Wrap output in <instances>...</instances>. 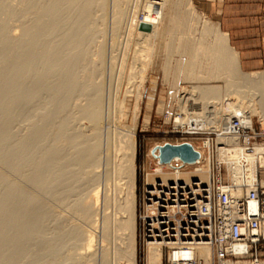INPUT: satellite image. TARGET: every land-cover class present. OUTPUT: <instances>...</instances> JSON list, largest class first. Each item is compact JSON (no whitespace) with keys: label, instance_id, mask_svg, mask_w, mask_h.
I'll return each instance as SVG.
<instances>
[{"label":"bare ground","instance_id":"1","mask_svg":"<svg viewBox=\"0 0 264 264\" xmlns=\"http://www.w3.org/2000/svg\"><path fill=\"white\" fill-rule=\"evenodd\" d=\"M5 1L0 0V9L7 4V1L4 3ZM23 1L22 7L23 9L26 8L24 11H21V6L15 5L19 7L20 12L27 11L21 18L23 24L21 27L28 31L30 26H33L35 30L32 36L29 35L30 33L28 34L30 37L26 36L30 38L28 41L22 40L23 36L18 35L21 39L16 45L17 47H11L15 51L12 52L13 54H9L11 56L7 59V63L1 60V57L4 56L5 58V54H8L10 36L7 31L8 28L2 23H9V15L7 14L8 20L5 19L6 22H3V17L5 18L3 13L2 23H0V56L2 55L0 60L4 62H0L1 65L3 64L0 65V165L25 183V186L23 183V186L21 184L19 186L9 179H4L6 178L4 175V178L0 177V264L4 263L2 260L5 261L6 259L4 260L3 257L9 251L12 253L14 251L15 255H21L24 248H27L25 247L27 242H34L32 240L40 242L39 245L41 244L43 249L52 248V250L59 251V254L53 256L56 259L53 260L52 258L49 264H85L91 255L90 253H93L91 256L99 254L96 250L91 252L98 243H101L103 247V249L101 248V264H137L136 121L139 114L134 116L132 127L125 126L122 119L127 115L125 114L126 103L124 99V101H119L121 90L117 89L118 93L115 90L116 87L113 89L114 86H112L109 91L114 90L118 93V95H114L119 97L117 100L119 102L114 101L113 106L111 105L112 109H109L112 110L110 120L106 119L113 125L111 124L107 129L105 126L109 124L105 125V110L108 108L104 109L103 93V87L106 86L102 79L103 87L102 84L93 81L94 77L96 78L94 74L97 69L103 72L101 67L105 61V48L104 43L100 46L97 41L103 38L104 42L106 24L103 20L107 18V15L104 18V12L110 8V0H25V4ZM175 3L173 0H112V8H110V10L112 9L111 29L113 28L116 33L122 32L124 36V43L122 41V44H125L126 48L133 41L139 46V52L137 51V56L134 58L136 65L134 64L135 61L133 62L136 71L132 70L135 73V80L137 79L132 81V84H135L133 85L135 91H140V88L143 89L146 82L148 65L145 54L141 52H145V48L149 47L150 44H155L157 40L173 39L177 35L176 31L186 30L191 20L196 17L191 0H181L179 3L180 7L181 5L187 7V14L177 11V4ZM26 4L28 10L27 7H24ZM141 8L143 18L139 20L138 14ZM11 9L13 10L10 8L9 12L6 10L4 12L11 15ZM16 9L14 8V10ZM16 13L15 16L18 15ZM105 13L108 14V12ZM15 16H13L14 19ZM98 18L101 19L99 25ZM22 24L20 22V25ZM203 33L212 35L214 42L212 44L200 43L195 46L185 40L180 41L177 47L180 52L188 56L184 65L185 76L194 81L224 79L226 88L224 91L219 86H195L191 92L186 93L180 103L179 110L181 113L183 112L180 113V117H187L186 112L196 108L201 115L213 118L211 126H208L207 120L201 116L186 120V124H183L185 121L182 118H178L179 123H175V125H195L204 130H222L227 127L231 116L241 112L249 125L254 122V116H259L261 128L264 130V75H246L240 71L239 55L229 46L228 37L220 31L219 26L207 23ZM16 41L18 42L15 40L13 43H17ZM95 43H97V47H93ZM93 48L100 58V62L97 61L100 63L99 68L96 66L97 62L93 63L96 66V71H93L94 66L92 65V67L89 62V57H93L90 56ZM111 53L112 56L113 50ZM119 54L121 55V52ZM122 54L121 67L118 66L119 68H123L125 58L128 56H125V53ZM120 55L119 57L115 55L118 62ZM131 67L130 70L133 68ZM115 70H112L114 71L113 74H115ZM102 72L98 73L102 74ZM120 72L124 75L122 70ZM129 74L134 75L132 72ZM97 78H99L97 81H100L99 75ZM151 83V87L154 89L155 80H152ZM121 86L119 85L117 88H121ZM243 87L244 90H242ZM246 87L250 88L251 91L241 95L239 90L245 92ZM128 88L126 87V89ZM104 89L106 90V88ZM126 89L124 90L125 93L126 91H130L131 94L135 93V91L132 92L134 88ZM44 95L46 101L44 100L43 103L40 100L44 98ZM78 97H82L80 104H76L79 101L76 100ZM113 97L112 99L115 100L116 97ZM136 97L137 99L141 98V95H136ZM73 99H75L76 106L72 105ZM134 106H136V112L133 111L138 113L140 106ZM252 110L256 111L252 114ZM19 120L25 125L26 133L24 136H19L14 131L17 130L14 129V123ZM75 121H83L86 125L83 124L84 127H82V123L79 122L81 125L78 123L77 130L73 129ZM22 134L20 133V135ZM220 140L224 141L225 139ZM190 144L200 154V157H203L204 152L199 150L194 143ZM256 150L264 152V144L257 146ZM156 154L159 155V152L156 151ZM152 157L157 160V168L154 173H149L150 184L159 180L180 179L190 182L200 178L204 183L209 180L207 165H203L206 167L190 165L194 170L187 169L175 176L164 171V168L168 167L167 164L162 165L157 158L153 155ZM240 158L239 154L227 156L226 153L221 152L218 155V160H231L230 162L233 163L240 161ZM104 165H108L110 173L118 178V182H113L115 185L112 186L120 187L123 196L121 193L119 194L122 196L121 198L118 196L120 200L111 196H106L107 198L103 199L106 205L115 207L113 210L114 212L116 210L119 216H111V213L110 215L107 214L105 209L104 212L101 211L103 213L100 222V218H97L100 215L98 214L99 210H94L93 203L87 205L73 203L71 198L77 186L82 187V183L88 186L89 183H92L91 188L93 189H90L94 191L95 205L98 206L100 204V192H102L98 188L104 181H101L102 176L107 173L106 171L104 174L100 172L101 176L98 169ZM15 177L14 179H16ZM27 187L45 192L58 206L68 209L73 214L75 213L81 226L75 225L73 219L72 221L69 216L67 217L61 212H56L53 215L49 204L47 205L43 202L44 200L35 195L37 193L34 192L35 190L31 192ZM84 191L86 193L85 189ZM116 192L117 194L120 192H118V188ZM105 193L103 192V194ZM105 207L108 208L109 206ZM49 221L54 222L51 237L48 232L50 230ZM117 231H122V234L118 235L122 238L125 237L123 240L127 243L121 241L125 246L124 249H119L121 245L120 247L117 245L119 251L114 253L115 258L111 260L108 257L109 252L105 248V243L111 242L109 239L114 237L113 235ZM80 240L85 242L84 247L86 251L90 252H87L88 257L82 253L84 250L80 251L81 247L79 248L80 245L77 246L78 243L76 244L78 248L73 246L68 248L67 252H60L70 241L79 242ZM36 242H34L35 245ZM198 252L201 257L210 260L211 252L208 248H200ZM12 253L9 252L8 255L11 256ZM91 258L89 259L93 261ZM148 258L149 264H161V247L156 244L150 246Z\"/></svg>","mask_w":264,"mask_h":264},{"label":"rangeland","instance_id":"2","mask_svg":"<svg viewBox=\"0 0 264 264\" xmlns=\"http://www.w3.org/2000/svg\"><path fill=\"white\" fill-rule=\"evenodd\" d=\"M1 1H3V0H1ZM6 1H7V4H5V6L2 5L5 8L4 10L8 11L10 8H13V10L12 9L10 10V11H12L11 15H10V13L4 12V10L2 9L3 7H2L0 9V23H2L1 18L3 17V13H4L5 14L4 15L5 18L3 17V22H6V20L9 19L8 20L9 23H7V24L6 23H2V24H5L6 28H8L7 31H8V34L10 36V44H9V49H10L12 46L13 47H17L16 45H18L19 40L21 39L22 36H23L22 40H25V41L27 40L28 41L30 39L28 37L32 36V34L34 33L35 28H33V26H30L28 31H25L24 28L21 27V26H23L21 18L25 14V12L27 13V11H25V12H20L19 11L20 10L19 9L20 6H21L20 8L23 9V7H22L23 6L22 5V1L23 0H20L21 2H19L18 0H10L11 2L9 0H6ZM6 1L4 3H6ZM177 1L173 0V2H176L175 4H177L176 5L177 11L179 10V11L187 14V11H186L187 7H185L184 5L183 6L181 5V7H180L179 3H180L181 0H177ZM191 2L193 4V9H194V12L196 14V17L193 20H191V22L189 23L190 25L188 24L189 27L186 28V30H183V31H179V32L176 31L177 35L173 39H168V38L166 39L165 38L164 40L163 39L160 40V41L157 40L155 44H152V45L150 44L149 47L145 48V52H141V53L145 54V56H146V58L145 57H143V58L146 59V64L148 65V68H147V73H146V82H145V84H144L145 86L143 88L144 90L141 89V88H140V91L136 90L137 94H136V91H135V86L133 87V85H135V84H132L137 79L135 80V73L132 70L136 71L135 70V66L133 67V62L135 61L134 58H136V56H137V51L139 49V46H137V43L135 41H133L132 44L130 43V46L128 47L129 49L126 48L124 46L125 44H122V41L124 43V39H123L124 36L122 35V32L118 31L116 33L115 31H113V28L111 29V27H112V17H111L112 16V14H111L112 13V9L110 10V8H112V0H110V5H109L110 8H108V11H105V12H108V14L104 12V18H105V15H107L106 16L107 17L106 18L107 21L105 19L103 20L105 22V24H106V25L103 24V25H105V28H104V35H105L104 36L105 37L104 38V42H103V38L98 39V41H97L98 44L100 43V46H101V44L103 45V43H104V48H105L104 60L105 61L103 62L104 65L102 64L103 66L101 67V69L103 68V72H102L101 69H100L101 71H99V69H97V72H95L96 75L94 74V76H96V78L94 77L93 81L95 83L102 84V87L104 85L106 86V87H103V90H104L103 91V93H104V101H105L104 102V105H105L104 109L108 108V109H106L107 111L105 110V123H106L105 125H107V124H109V125H107L105 127H107V129H109V127L112 124L110 121H108V120H110V114L112 112V110H109V109L113 106L112 103H114V101H117L119 97H120L119 101L120 100L122 101L124 99L125 103H126L125 104L126 105L125 114H127L128 116L125 115L124 116L125 118L122 119L123 122L125 123L126 127H132V125H134L133 124L134 123V119H135L134 116H136V114L137 115L139 114V117H137V121H136V128H137L136 129V133H137V135H136V140H137V158H136V196H137V205H136L137 237H136V244H137V264H143L145 262V255L147 254V250H146V248L144 247V245L142 244V242L140 240V234H139V213L141 211H143L145 186L149 182V173H154V170L157 168V160L154 159L152 157V154H151L152 149L155 146H157V145H164L166 143L176 144V143L184 142L186 140L194 143L199 148L200 147V141L194 140L193 138L186 137L184 134H181V133H174V130H173L174 123H179L178 118H182L185 121V122H183V124L184 123L186 124L187 123L186 120L193 119V117H195V116H201L205 120H207V122H208L207 125L211 126L210 124H212V122H213L212 119L213 118L212 117L208 118V116L205 117L203 114L201 115L198 112L199 110L196 109V108H192V110H189L188 112H186V116L187 117H180V113H181V111L179 110L180 103H181L182 99L185 97L186 93L187 92L189 93V91L191 92V89L193 87H195V86H199V85L219 86L224 91H225V88H226V81L224 79H222V80L221 79H219V80L218 79H215V80L213 79V80H209V81H194V80H189V79L186 78L184 65L186 64V62L188 60V56H187V54H184V53L180 52L177 49L180 41H185L186 40V41H189L190 43H192L195 46L196 45L198 46L200 43L212 44L214 42V38L212 37V35L204 34L203 33V29H204V27H205V25L207 23L219 26L220 31L227 35L229 46L234 50V52H237V54L239 55V60H240L239 69H240V71L243 74H246V75H252V74L264 75V61L262 63L259 62L258 66L256 65V68L247 69V67L245 66L244 62L240 58L239 52L234 48V45L230 41V37H229L228 33L226 31H224V29L222 28L219 16L213 15L210 12V9L204 4L203 1H201V0H191ZM12 3H13V5H12ZM23 3L24 4L26 3L25 0L23 1ZM17 4H18L19 7L15 6ZM11 6H15V7H11ZM16 7H17V9H16ZM24 7H27V10H28V5L27 4L24 5ZM14 8L16 10H14ZM22 9H21V11H24V9H26V8H24L23 10ZM15 13L18 14L19 16L18 15L15 16ZM138 15H139L138 19L142 20V18H143L142 8L140 9V12H139ZM7 16H8V19H7ZM13 16H15L16 18L14 19ZM12 20H14V21H12ZM20 22H21L22 25H20ZM97 22H98V25H99V23L101 24V19L98 18ZM9 28H10V30H9ZM31 31H33V32L31 33ZM106 32H107V34H106ZM18 35H21V37L18 36ZM26 36H28V37H26ZM15 40H18V42L16 41L17 43L14 44L13 42H15ZM112 41H113V43H112ZM114 42H116V43H114ZM95 44H93V47H97V43H95ZM9 49H8V54H5V58L2 55H1L2 57L0 56L1 60H4L5 63H7V59L9 58V56H11L9 54H13L12 52L15 51V50L13 51L14 48H11V50H9ZM126 49H127L128 52L126 51ZM112 50H113V55L111 56ZM120 52H121V55L119 54ZM92 53H91L90 56L91 57L93 56V57L92 58L89 57V62L91 64V66L92 65L94 66V69L92 68L93 66L91 67L93 69V71L94 70L96 71V66H97V68L100 67L99 66L100 65V63H99L100 62V58L98 57V55L95 52L94 48L92 50ZM122 53H125V56L128 55L127 56L128 58L127 57H126L127 59L125 58L126 61L124 63V66L125 65H128V66L127 67L123 66V68H119V67H121L120 65H121V62H122V60H121V58L123 56ZM94 54L96 55V57H95ZM115 55L116 56L118 55L117 57H119V55H120V58H119V62L120 63L118 62V59H116L117 57ZM1 60H0V62H3ZM92 60L95 61V62H93ZM97 61H99V62H97ZM96 62H97V64L98 63L99 64L98 65L96 64V66H95V64H93V63H96ZM111 63L113 64V66H112ZM135 63H136V61L134 62V64ZM0 65H1V63H0ZM131 65H132L133 68L131 67ZM130 67L132 68L131 70H130ZM124 68H125V70H123ZM126 68H127V70H126ZM113 69H116L115 70V74L116 75L113 74L114 73V71H112ZM121 70L124 72V75L122 74V72H120ZM98 72H102V74H100ZM131 72L134 75H132V74L130 75L129 73H131ZM120 73L123 76L122 75L120 76L119 75ZM97 74L100 77V81H97V80H99V78H97V76H98ZM115 76H116V78H115ZM117 77H118V79H117ZM119 78H120V80H119ZM101 79L103 80L104 85L101 82L102 81ZM152 80H155V88L154 89L151 87V85H152L151 81ZM130 81H131L132 86H131V84L129 85ZM115 82H117L120 86L122 85L121 88H117L119 85L117 83H115ZM112 86H114V87H112ZM111 87L113 89H115V87H116V89H115L116 92H118L117 89L121 90L120 93L118 92L119 93V97L117 96L118 93H116L113 89H112L113 91H109ZM126 87L134 88L132 92L135 91V93L131 94L130 91H126V93H125L124 90L126 89ZM104 88H106V90ZM129 88L126 89V90H129ZM245 89H247V90H245V92L244 91L242 92V90H244V87H243L242 90L241 89L239 90L240 91L239 93L241 95H244V93L251 91L250 88L246 87ZM112 92H113V95H112ZM128 92H130V93L128 94ZM138 92H140V93H138ZM110 93H111V95H110ZM114 94H117V95H114ZM125 94H127V95H125ZM139 94L141 95V98L137 99L138 96L136 97V95H139ZM151 95H153V96H151ZM112 96H114L113 98H115L116 96L117 97L114 100V99H112ZM43 97H44V98H42L43 100L41 99L40 101H43V103H44V100L46 101L45 95ZM151 97H153V98H151ZM106 98H108V99H106ZM77 99L79 100V101H77V103L74 102L75 99H73V101H72V105L73 106L74 105L76 106V104H80L82 102V97L81 98L78 97V98H76V100ZM135 100H137L138 103H136L137 101L134 102ZM119 101H117V102H119ZM107 102L109 103V105H108ZM134 105L140 106L139 107L140 111H138V113H135L136 112V110H135L136 106H134ZM133 110H135V112ZM109 111H110V113H109ZM255 111L256 110H252L251 111L252 114ZM126 117H128V118H126ZM125 119H127V120L125 121ZM253 119H254L255 127L256 128H261L262 125H261L259 116H254ZM79 122H81L82 125ZM20 123H21V126H20ZM78 123L82 127H84L86 125L85 122H83V121H75L73 123V127L72 128L77 130V128L79 126ZM83 124H84V126H83ZM24 127H25V125H24V123L22 121H20V120L16 121L14 123V129H17V130H14L15 133H17L19 136H24L25 135L24 133H26ZM215 131H217V130H215ZM20 133L21 134L23 133V134L20 135ZM185 143H187V142H185ZM203 167H206V166H203ZM2 168H3V166L0 165V170L5 172V173H3V172L0 171L1 173H3V174L0 173V175H1L0 177L1 178L4 175V177H6V178L3 177L4 179H9L10 181H12V182H14V183H16L18 185L21 184V186H23V185L25 186L24 182H22L20 179L16 178L12 174H10L9 171H6L7 170L6 168H3V170H2ZM188 170L192 171L194 169L192 167H190V168H188ZM164 171L168 172V170L166 168H164ZM100 172L102 174H104V173H106V174L102 176V174ZM98 173L103 177L101 181L104 180L103 182H101V185L98 188V189H101L100 191H102V192H100V204L98 206L95 205L96 198H95L94 191L91 190V189H93V188H91L93 186L92 183H89L88 186H87V184H84L85 188H84L83 183L81 184L82 187H79L80 185L77 186V188H76V190H75V192H74V194L72 196V198H74V199L71 198V201L73 203L76 202V203H80V204H83V205H87V204H90V203L92 204L93 203L94 210H99V212L98 211L97 212L100 215H98L97 218H100V222H101V216H102V213L105 211V209H106V213L107 214L110 215V213H111V216H113V215H117V217L119 216V213H117L116 210H115V212L113 210V209H115V207L113 206V208H112V206L106 205L105 204V200H103V199H105L106 196H111L113 198L116 197V199H117L118 196H119V198H121L123 196V194L121 193L122 192L121 189H119L120 187L112 186V185H115L113 182H115V183L118 182V178L116 177L117 178L116 179L114 177V175H112L110 173L108 165H104V167L103 166L100 167L98 169ZM6 174H8V175H6ZM109 175L112 176V177H110ZM107 176H109V177H107ZM14 177L16 179H14ZM113 179H115V180H113ZM22 183H23V185H22ZM107 186H108V189H107ZM80 188L83 191L82 193H81V189ZM83 188L86 190V193H85ZM112 188L113 189L115 188V190H112ZM117 188H118V192L120 191L118 194L116 192ZM27 189L29 191H31V192H33L35 190L34 192L35 193L37 192V193L36 194L34 193V194L38 195L41 200H44L43 202H45L47 205L49 204L48 206L51 207L50 211H52L51 213L53 215L56 212H61V213L65 214L67 217L69 216L71 218V220L73 219L74 221L73 220L72 221L75 223V225L81 226L80 222L77 221L78 219L76 218L77 216L75 215V213L73 214L72 212H69L68 209H66L64 207L61 208L60 206H58L56 203H54L55 201L53 202V199L51 197L47 196L48 194H46L45 192H41V191L39 192V190H36V189L33 190V188H31V187L30 188L27 187ZM106 189L108 190V192H107ZM103 192L104 193L106 192V193L103 194ZM120 193L122 194V196L119 195ZM43 194H45V195H43ZM103 196H104V198H103ZM119 198H118V200H120ZM105 206H107V207L109 206V207L106 208ZM54 210H55V212H54ZM101 211H103V212L101 213ZM48 227L50 228V230L48 232H49V236L51 237L52 233H53V230H52L53 228L52 227H54V222L53 221H49ZM97 231H98V229H97ZM115 234L113 235L114 237H111L109 239L113 244L111 242H109V241H107L108 243H105V245L109 249L108 250L107 247L105 246L106 250L109 252L110 255L112 254V256H109V254H108V257L111 260H113L115 258V254L114 253L118 252L119 249H124L125 248L124 244H122L121 241L127 243V241L123 240L125 237L122 238V236L118 235V234H122V231H119L116 234L119 237H117ZM112 238H115V239L118 238V239H116V241H115V239H112ZM119 239H121V240H119ZM32 241L36 242L37 240L36 241L32 240ZM30 242L31 241L27 242V244L25 246L27 248H24V252H23L24 255L22 253L21 255L18 256V255L14 254V251H13V253L11 251H9L13 255L10 254L11 256H9L8 255L9 252H8V254L6 253V255L4 256L5 258L3 257L4 260L6 259L5 260L6 262L2 260V263L4 262L3 264H5V263H7V264H46V263L49 264L51 262L52 258H53V260H54V258L56 259V257H53V256H55V254H59L58 253L59 251H57V250L55 251V249L52 250V248H49L48 250L43 249L41 247V244L39 245L40 242H38V241H37L38 243L36 242V245H35L34 242H31V243H34V244H31ZM68 244L64 247L63 251L61 250L60 252H63V253L67 252V250H69L71 247H73V246L77 247V246L80 245L79 246V248L81 247L80 251L82 252L84 250L82 253L84 255L86 254L87 257L89 256L88 253H90V252L86 251V249L84 247L85 246V242H82L81 240L79 242L70 241ZM76 244H77V246H76ZM28 245H30V246L28 247ZM117 245L119 247L121 245V248L118 247L119 249H117ZM112 247L113 248L116 247L115 250H113ZM101 248L103 249L102 244L98 243V245L91 252H95V250H96L97 252H99V254L96 252L97 253V254L95 253L96 255L91 256L93 253H90L91 255H90V257L87 258V261H85L86 262L85 264H101V262H102V259H100V258H102V253H101L102 249ZM111 248H112V250H111ZM46 251H49V252H46ZM80 251H79V253H81ZM113 251H115V252H113ZM9 257L11 258V260H8V259H10ZM89 258L93 259V261H91ZM8 261H11L12 263L11 262L9 263Z\"/></svg>","mask_w":264,"mask_h":264},{"label":"built area","instance_id":"3","mask_svg":"<svg viewBox=\"0 0 264 264\" xmlns=\"http://www.w3.org/2000/svg\"><path fill=\"white\" fill-rule=\"evenodd\" d=\"M241 112L222 130L174 123V133L200 141L203 157L194 164L180 158L167 164L179 175L192 166H208L209 180H159L145 186L139 213L140 240L161 247V264H264V130L249 125ZM224 138L222 141L220 139ZM192 143L188 140L176 143ZM240 161H220V153ZM208 248L210 260L199 254Z\"/></svg>","mask_w":264,"mask_h":264},{"label":"crops","instance_id":"4","mask_svg":"<svg viewBox=\"0 0 264 264\" xmlns=\"http://www.w3.org/2000/svg\"><path fill=\"white\" fill-rule=\"evenodd\" d=\"M230 37L247 69L264 61V0H201Z\"/></svg>","mask_w":264,"mask_h":264},{"label":"water","instance_id":"5","mask_svg":"<svg viewBox=\"0 0 264 264\" xmlns=\"http://www.w3.org/2000/svg\"><path fill=\"white\" fill-rule=\"evenodd\" d=\"M156 151L159 152V155L156 154ZM152 155L157 158L162 165L170 163L176 157L188 164H193L200 158V154L190 143H166L162 146L153 148Z\"/></svg>","mask_w":264,"mask_h":264}]
</instances>
